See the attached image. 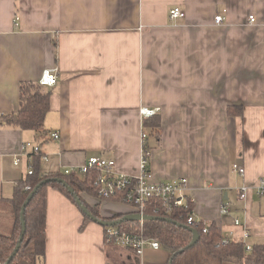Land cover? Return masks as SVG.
Listing matches in <instances>:
<instances>
[{
	"label": "crops",
	"instance_id": "crops-1",
	"mask_svg": "<svg viewBox=\"0 0 264 264\" xmlns=\"http://www.w3.org/2000/svg\"><path fill=\"white\" fill-rule=\"evenodd\" d=\"M172 7L185 17L170 20ZM54 68L42 132L0 123V200L36 157L43 176L99 156L135 177L144 133L151 182L186 179L196 221L252 238L245 209L264 179V0H0V117L18 110L21 83ZM141 108L156 110L157 134ZM80 196L101 220L134 214L116 199ZM45 198L43 264H168L162 247L136 255L105 243V227L59 191Z\"/></svg>",
	"mask_w": 264,
	"mask_h": 264
},
{
	"label": "trees",
	"instance_id": "trees-1",
	"mask_svg": "<svg viewBox=\"0 0 264 264\" xmlns=\"http://www.w3.org/2000/svg\"><path fill=\"white\" fill-rule=\"evenodd\" d=\"M49 97L50 92L38 84L21 83L18 110L0 117V123L21 130L42 132L44 117L49 109ZM238 111L230 108L229 113L232 116L240 115V110ZM149 119L151 135H155L158 133L159 119L154 116ZM145 148L149 154L146 141ZM36 158L29 163V169L33 174L27 175L16 185L10 200H0V264L6 263L18 244L22 230L21 220L24 222L25 233L17 253L9 264H43L47 188L59 191L76 205L74 197L68 191V188H71L89 212L100 219L98 210L89 207L80 196L82 193L96 196L94 186L96 172L90 171L82 176L76 173L60 174L55 177L43 176L38 170L40 158ZM48 179H61L65 186L55 181L43 184ZM37 187L21 216L23 203ZM192 209L193 204H190L187 208L180 207L165 215L158 202H152L146 207L145 214L156 219L143 222L142 234L146 238L156 240L169 252L168 264H264V245L252 247L251 251L246 252L242 241L223 237L220 228L213 223L206 225V233L202 232L204 225L201 222L188 225L187 217ZM82 215L85 221H90L84 213ZM117 227L140 232L139 222H123ZM190 229H195L199 233V239L192 247H189L192 239ZM224 239H228L227 243H223Z\"/></svg>",
	"mask_w": 264,
	"mask_h": 264
},
{
	"label": "built area",
	"instance_id": "built-area-1",
	"mask_svg": "<svg viewBox=\"0 0 264 264\" xmlns=\"http://www.w3.org/2000/svg\"><path fill=\"white\" fill-rule=\"evenodd\" d=\"M169 19L174 21L177 19H183L185 12L179 7H172L169 12ZM250 22H254L253 17H249ZM215 23H222V16H215ZM37 84L40 87L52 88L57 84V70L50 69L44 70L39 77ZM140 115L144 118H150L156 114V110H149L147 108H141ZM52 138L56 139L57 135L53 133ZM146 134L141 135L142 139V151L139 160V174L135 177H130L122 174H118L115 171V163L112 160H106L99 156H92L77 169H67L64 171L65 175L71 173H77L79 175H85L90 171L97 173L94 179V186L96 188V198L99 200L116 199L125 205L131 207L134 213L141 216L146 215L145 210L147 206H150L152 202H158L162 207L164 214H170L174 209L180 207L187 208L188 205L193 204L191 199L188 198L187 180L177 179L170 182H151L148 170V152L145 148ZM35 155H40L38 147L33 149ZM19 159L14 160V165H17ZM233 169L240 175L244 174V169L239 165H233ZM32 170L28 169L27 175H32ZM257 192L259 195L264 194V179H261L257 185ZM246 188L239 189V197L241 200L245 199ZM222 213H228L226 207L222 208ZM199 223L194 219L193 209L190 211L187 217V224L193 225ZM202 232H207V227L204 223ZM140 232H131L118 227H105L104 228V240L105 243L110 245H116L127 250L133 251L136 255H141L145 249L158 250L161 246L153 239L146 238L142 234L143 222H139ZM233 225L240 226V220L235 218ZM249 233L244 230L242 233V240L246 252L251 251L252 247L246 245L244 242L247 239ZM230 239V238H229ZM228 239H224L223 243H227Z\"/></svg>",
	"mask_w": 264,
	"mask_h": 264
},
{
	"label": "water",
	"instance_id": "water-1",
	"mask_svg": "<svg viewBox=\"0 0 264 264\" xmlns=\"http://www.w3.org/2000/svg\"><path fill=\"white\" fill-rule=\"evenodd\" d=\"M50 181H55V182L61 183V184H63L65 186L64 181L61 180V179H48V180L44 181L43 184L48 183ZM38 187L35 188L33 190V192L28 195V197L26 198L25 202L23 203V205L21 207V210H20V215L21 216H22V214H23V212L25 210V207L28 205V203L32 199V197H33L34 193L36 192V190L38 189ZM68 191L74 197L76 205L79 207V209L82 211V213H84L91 221L96 222L97 224H99L101 227H117L119 224H121L123 222H145V221H150V220H155L156 219L155 217H152V216H147V215L141 216L140 214L134 213V214H131V215H125V216L121 217L118 220L104 221V220H101V219H98V218L94 217L89 212V210L86 208V206L81 203L80 199L75 195V193L73 192V190L71 188H68ZM21 226H22V230H21V235H20L18 244H17L16 248L14 249L13 253L8 258V260L6 261L5 264H9L10 263V261L12 260V258L17 253V251H18V249L20 247L21 241L23 239V235L25 233V226H24V222L22 220H21ZM190 232L192 234V239H191V241L189 243V247H192L198 241L199 233L195 229H190Z\"/></svg>",
	"mask_w": 264,
	"mask_h": 264
},
{
	"label": "rangeland",
	"instance_id": "rangeland-1",
	"mask_svg": "<svg viewBox=\"0 0 264 264\" xmlns=\"http://www.w3.org/2000/svg\"><path fill=\"white\" fill-rule=\"evenodd\" d=\"M245 211L247 229L252 234V238L245 241L246 245L251 247L264 245V194L259 195L257 192L254 197V204L246 207ZM241 241L243 242L242 239Z\"/></svg>",
	"mask_w": 264,
	"mask_h": 264
}]
</instances>
